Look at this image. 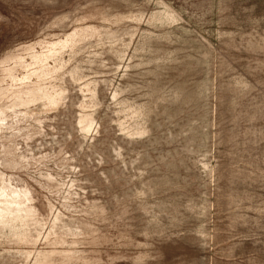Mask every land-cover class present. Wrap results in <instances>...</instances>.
<instances>
[{"label":"rangeland","instance_id":"obj_1","mask_svg":"<svg viewBox=\"0 0 264 264\" xmlns=\"http://www.w3.org/2000/svg\"><path fill=\"white\" fill-rule=\"evenodd\" d=\"M0 264H264V0H0Z\"/></svg>","mask_w":264,"mask_h":264}]
</instances>
